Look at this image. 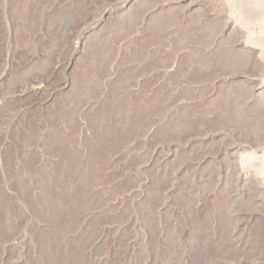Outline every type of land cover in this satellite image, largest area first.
Here are the masks:
<instances>
[{"label": "rangeland", "instance_id": "374dc122", "mask_svg": "<svg viewBox=\"0 0 264 264\" xmlns=\"http://www.w3.org/2000/svg\"><path fill=\"white\" fill-rule=\"evenodd\" d=\"M6 1L0 0V5ZM5 15L0 14V40L7 41L0 49V80L4 84L0 143L7 153L0 151V226L5 203L28 212L22 201L26 196L39 198L57 184L42 176L44 170L54 168L57 136L71 117L78 115V135L81 139L91 137L100 110L97 105L102 104L104 95L116 96L123 86L125 49L153 34L158 46L140 50L139 63L149 62L155 51L168 66L172 59L169 51L177 53L164 79L172 80L181 73L188 84L169 92L170 101L193 93L211 97L207 112L208 122H213L192 125L181 107L185 101H175L167 107L175 118L160 124L157 133L143 139L138 149L132 150V144V151L118 161V180L131 181L134 188L132 201L123 205L143 214L131 236L144 246L149 238H168L167 227L178 220L176 214L190 198L191 222H205L188 241L229 234L221 264H264V256L255 251L254 225H247L244 219L250 213L264 219V205L260 204L264 193L253 179L260 177L264 182V159L259 155L252 170L242 167V159L255 154L254 141L244 137L262 122L264 96L252 101L251 93L264 81V71L241 74L231 81L217 68L237 55L235 42L247 41L242 27L254 28L250 41L260 48L264 60V0H25L23 18L31 42L27 52L19 48L18 53L7 40L12 31ZM233 21L238 25L234 31L229 27ZM184 60L188 61V74L177 70V62L183 65ZM53 90L57 98L48 103ZM12 117L18 125L15 132L6 130ZM239 142L245 148L235 158L220 151ZM260 148L264 153V145ZM199 161L201 166H197ZM241 171L249 173L250 179H243ZM97 189L102 193L101 186ZM186 233L183 228L181 240ZM27 239L28 228H24L19 238H12L13 246L4 257L13 264H25ZM113 242L112 234L103 237L109 258ZM235 246L233 253L228 250ZM175 254L172 246L155 252L163 259Z\"/></svg>", "mask_w": 264, "mask_h": 264}, {"label": "bare ground", "instance_id": "6f19581e", "mask_svg": "<svg viewBox=\"0 0 264 264\" xmlns=\"http://www.w3.org/2000/svg\"><path fill=\"white\" fill-rule=\"evenodd\" d=\"M24 1L7 0L5 5H0V14L5 15L6 12L5 16L12 31L7 40H11L10 45L13 43L14 53H18L19 48L23 50L22 52H27L28 44L31 42L23 18ZM229 27L234 31L238 25L233 21ZM240 29L242 34L248 35L247 41L235 42L234 51L237 55L220 65L221 67H217L220 73H225V77L231 81L241 74L259 75L264 71L262 52L251 42L252 40L250 41L253 39L254 28L248 26ZM5 41V38L0 40V49ZM76 41L80 43L81 39L77 38ZM156 41L152 34L142 37L140 44L134 42L125 49L124 68H121L123 74L125 72V77L122 78L123 86L116 96L106 94L102 104L97 105L100 110L94 118L95 124L89 139H81L78 135L80 122L78 115H73L69 125L57 136L54 168L52 171L44 170L42 173V176L49 177L57 183L51 186L49 193L39 198L26 196L22 201L28 212L19 205L13 206L10 202L1 208L4 223L0 226L2 231L0 264H13L11 259H8L9 257L6 259L4 255L13 246L12 238H19L24 228H28L25 264H221L220 257L225 254L226 244L231 240L229 234H216L213 237L209 236L208 239L197 236L193 241H188L191 233L202 227L205 222V220L191 222L189 210L193 200L190 198L184 201L182 209L176 214L178 220H174L170 227H167L169 239L161 236L149 238V244L144 246L131 236L139 227L143 214L132 206L123 205L128 200L132 201L134 188L131 181L118 180V161L128 151L138 149L143 139L152 138L160 124L175 118L174 113L167 110L175 101H185L181 107L192 125L203 122L210 125L213 122V120L208 122L210 96L206 98L201 94L202 96L197 97L193 93L191 97L189 94L185 95V99L175 96L173 97L175 101H170L172 97L169 92H177L176 88L188 84L187 76H181V73L174 76L173 81L164 79L167 67L176 62L177 53L169 51L172 59L168 66L154 54L155 51H152L153 55L149 62L139 63L140 50L157 48ZM182 55L185 56L186 53ZM187 58L189 55L185 59ZM184 61L186 63L183 65L177 62V70L188 74L190 70L187 66L188 61ZM189 84L192 82L189 81ZM2 90L4 84L0 80V100H3ZM57 94L53 90L48 103L55 100ZM261 96H264V81L253 87L251 99L255 101L262 98ZM14 117L9 118L7 131L15 132L18 127L17 124H13ZM261 121L258 131L250 132L244 137L247 141H254L252 147L255 154L248 159L247 157L242 159V167L246 166L250 170L253 169L252 163L255 159L260 156L264 159V153L260 148V145H264V111L261 114ZM132 144L133 148L130 150ZM248 146L250 147L249 144ZM244 148L245 145L239 142L219 149L235 158L240 151H244ZM1 150L7 153L2 143ZM199 162L197 166L203 163ZM250 177L249 173H243V179ZM253 179L264 193V182L259 180L262 178L255 176ZM99 186L102 193L97 189ZM113 201L117 203L113 205ZM260 204L264 205L263 198L260 199ZM244 219L247 225L250 223L254 225L252 235L257 245L255 251L264 256V219L251 213ZM220 221L221 219L219 223ZM183 228H186L187 233L181 240ZM220 231L223 230L220 228ZM107 233L112 234L114 241L111 258L108 257L103 245V237ZM164 246H172L176 254L166 259L155 255V252L159 248L164 249ZM235 249L236 246L228 250L233 253Z\"/></svg>", "mask_w": 264, "mask_h": 264}]
</instances>
